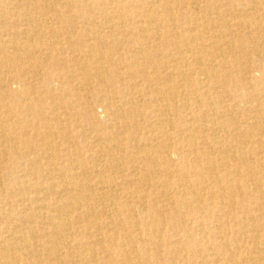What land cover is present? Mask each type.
Segmentation results:
<instances>
[{
  "label": "bare ground",
  "instance_id": "bare-ground-1",
  "mask_svg": "<svg viewBox=\"0 0 264 264\" xmlns=\"http://www.w3.org/2000/svg\"><path fill=\"white\" fill-rule=\"evenodd\" d=\"M0 264H264V0H0Z\"/></svg>",
  "mask_w": 264,
  "mask_h": 264
},
{
  "label": "rangeland",
  "instance_id": "rangeland-1",
  "mask_svg": "<svg viewBox=\"0 0 264 264\" xmlns=\"http://www.w3.org/2000/svg\"><path fill=\"white\" fill-rule=\"evenodd\" d=\"M100 109H101V108H97V111L100 112Z\"/></svg>",
  "mask_w": 264,
  "mask_h": 264
}]
</instances>
